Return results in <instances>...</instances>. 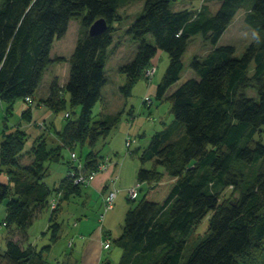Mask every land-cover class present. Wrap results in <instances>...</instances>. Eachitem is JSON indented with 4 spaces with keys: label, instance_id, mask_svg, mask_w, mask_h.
Here are the masks:
<instances>
[{
    "label": "trees",
    "instance_id": "16d2710c",
    "mask_svg": "<svg viewBox=\"0 0 264 264\" xmlns=\"http://www.w3.org/2000/svg\"><path fill=\"white\" fill-rule=\"evenodd\" d=\"M128 1L0 0V101L8 103V112L17 99L33 97L54 60V40L66 33L71 18L87 11L83 16L86 30L74 47L63 87L72 105L82 110L77 119H70L71 112H66L69 120L58 147L47 151L45 136L34 146L45 154L43 160L57 159L63 146L76 152L73 146L78 142L89 140L95 145L116 127L124 110L101 119L93 111L108 82L105 67L114 42L113 22L118 19V8ZM175 1L145 0L140 16L126 31L138 42V49L120 67L126 74L120 91L129 97L158 50L166 51L170 61L156 96L162 99L169 93L173 118L151 136L140 154L137 181L148 187L138 204L128 209L123 229L114 238L122 249L121 260L103 264H263L258 258L264 250V0H255L245 17L261 38L241 56L236 55L235 46L218 41L246 0H220L214 13L207 6L197 13L190 8L174 9ZM100 17L107 20V30L90 34V26ZM198 33L214 48L204 57L194 56L190 63L194 75L171 89L181 77L190 39ZM249 88L256 89L257 97L247 93ZM55 93L53 82L48 97L53 100L46 102L62 104V95L58 99ZM28 114L29 110L24 112ZM257 134L261 135L258 139ZM25 137L21 129H5L1 145L0 171L4 165L9 181L0 182V200L9 197L4 221L8 229L28 226L36 205L48 206L53 217L63 198L60 194L67 197L83 186L66 174L55 187L53 198L58 199V206L52 210V190L43 180L47 169L42 162L39 167L32 162L16 171ZM105 156L89 153L83 160L85 171L97 169ZM71 166L72 159L68 161ZM229 186L239 194L222 200L221 189ZM209 213L208 231L192 244L183 262L191 232ZM52 230L57 240L60 224L55 223ZM0 264L55 263L43 250L24 248L8 238L5 249L0 247Z\"/></svg>",
    "mask_w": 264,
    "mask_h": 264
},
{
    "label": "rangeland",
    "instance_id": "374dc122",
    "mask_svg": "<svg viewBox=\"0 0 264 264\" xmlns=\"http://www.w3.org/2000/svg\"><path fill=\"white\" fill-rule=\"evenodd\" d=\"M254 2L255 0L245 1L243 7L238 10L233 21L218 41L219 45L231 44L235 46L236 55L239 56L243 55L251 43L261 38L259 31L250 26L245 20L246 14ZM144 3L145 0H129L117 10L118 19L113 22L114 42L110 48L109 60L105 67L108 82L102 90L103 99L99 101L93 111V115L96 116V119H101L105 116L101 113V109L103 107L107 108L108 112H113L116 115H118L117 113L120 111L118 108L119 105H121L123 98H120L119 91L120 86L125 83L126 78V74L120 70V67L131 61L136 56L138 49V42L131 35H128L126 31L136 18L140 16ZM202 6H207L208 9L214 13L220 6V0H177L172 3V7L174 9L190 8L193 10V13H197L199 8ZM86 12L87 11L85 10L79 15L71 18L66 33L62 37H58L54 40L51 52L54 60L48 67L46 77L44 78L45 82L43 85H45L46 81L48 82L50 80L51 83L54 82L56 84L57 93L55 94L58 95V99L60 95H62L64 102L60 105L56 103H47L52 102L53 99L50 100L49 98H46L47 100L44 99V103H41L39 99L35 98V101L32 104L27 105L22 101V99H17L11 112H8V103L6 101H0V154L5 129L8 131L16 129L25 131L26 137L24 147L17 159L18 169L16 171H20L23 165L30 164L32 162L39 167L42 162L44 169H47L43 180L52 190V197L57 195L55 187H58L65 178V172L68 169V161L71 160L72 150L70 146H63L57 159L43 160L45 154L39 152L37 149V152H35L36 150L34 146L45 136L47 137L45 145L47 151L54 147H58L61 143V134L67 121L69 120V118L65 116L66 112H71L70 119H77L80 116L82 107L80 105H72L69 93L65 88L63 89V87L69 76L70 57L74 47L78 39L83 36L86 30V27L83 24V16ZM147 39L152 43L155 42L151 34L147 35ZM213 48L214 45L206 40L202 33L192 36L187 51L183 56L184 68L181 72V77L171 89L178 87L188 77L194 75V71L190 67V63L194 56L204 57ZM169 61V54L166 51L159 49L154 55L150 65L147 67V69L151 68L154 70L152 71L153 74L150 75L152 76V80H149L145 76V69L143 71L144 78L138 80L132 88L131 95L127 97V100L129 101L128 105H130V107L132 105L133 108L131 107V110H126L120 114V119L115 121L116 123L118 122L116 126L120 123L123 125L127 124L129 121H132L136 125L140 121H138L137 117L142 115V113L145 115L150 114L148 117L152 120L155 119L154 122L156 123H159V120L167 122V124L172 121L173 115L171 113V100L167 97L169 93H167L162 99H159L156 95L152 96L151 94H146V97L148 96L152 99L151 103L146 101L145 96L141 99L147 90V85L150 86L153 82L162 80L166 68L169 65ZM254 66L255 62H252L249 68L250 74L253 72ZM41 89L42 90L40 91H43V86ZM247 93L250 96L255 97L258 95L256 89L254 88L247 89ZM141 101L147 109L141 108ZM153 104L155 106H153ZM158 105H161V110L159 111L160 116L156 115L153 111L152 113H149L151 107H155L156 109ZM25 109H32V113L29 112L28 115H24ZM114 128H112V130ZM260 137V134L256 135L257 139ZM109 138L110 137L108 136L107 139L109 140ZM107 139L104 136H101L95 145H90L89 140H86L85 143L78 142L74 144L73 148L76 150L77 154H79V157L84 160L92 151L100 152L101 154L106 152V150H108ZM114 144L119 146L120 141L117 139V143L114 142ZM40 149L41 147L39 146V150ZM112 162L115 163L114 158ZM147 166L150 167L151 164H147ZM8 181L9 175L6 171V167L3 165L0 171V182ZM147 187V184L141 187L139 196L136 200H126L128 208L124 212L120 213V210H113L115 206L109 210L110 214L112 213L110 216L111 223L116 231L120 232V229L122 231L127 210L131 206L135 207L138 204ZM238 194V191L233 189L232 186H229L221 189L220 198L224 200L233 198ZM118 200L119 199H117V202ZM8 201L9 197L0 200V242L2 246H4L2 241H4L9 230L8 226L4 224V221L7 220ZM85 201L84 197L78 198L75 195H70L68 199H64L62 201V208H57L58 210L54 213L53 217L51 216V210L48 206L41 209L39 215L34 217L26 228L30 239L29 244L34 242V244L39 247L46 245V249L48 250L46 258L55 264L58 262H61L60 264H72L75 261L80 260L82 258V253H80V238L75 237L77 246L73 249L68 248V240L71 236H75L74 229L77 228L75 226V221L78 220V217L82 216L81 214L86 213L87 215H90V217L91 214L96 216L97 207L92 206L95 205L94 200H91V202L88 203ZM40 207L41 206L39 205L34 206V216L40 210ZM211 214L212 213H209V215L197 224L191 232L188 240L190 245L187 244L183 252V262L187 260L190 251L193 248L192 244L203 237L208 231ZM55 223L60 224V236L57 240H53L52 226ZM105 255H107V260H110L112 263H119L121 260L122 249L114 242V235L111 241V248L109 247V249H107Z\"/></svg>",
    "mask_w": 264,
    "mask_h": 264
},
{
    "label": "crops",
    "instance_id": "0c3cea01",
    "mask_svg": "<svg viewBox=\"0 0 264 264\" xmlns=\"http://www.w3.org/2000/svg\"><path fill=\"white\" fill-rule=\"evenodd\" d=\"M45 77H46V72L43 76V80L41 84L39 85V87L35 91V94L32 97L34 100L31 103H28L26 102V100L22 99V101L25 104L27 105L32 104L35 101V98L39 99L41 103H44L43 100L50 96L52 83L50 80L48 82L46 81L45 85H43L45 82L44 79ZM159 82L160 80L153 82L150 86L147 85V90L145 94H143L141 99L146 94H151L152 96L157 95V86ZM42 86H43V91H40L42 90L41 89ZM119 92H120L119 93L120 98L123 99L118 109H120V111L131 110L133 107L131 105L132 107L131 108L130 105H128L129 101L127 100V97H125V95L121 91ZM102 99H103V94H102ZM140 105L142 109L143 108L147 109V107L142 103V101L140 102ZM153 106L155 105L153 104ZM160 106L158 105L156 109L155 107H151L149 113H152L153 111L154 113H156V115L160 116V112H159L161 110ZM27 110L28 109H25V111ZM101 110H102L101 113H103L105 116L108 114H114L113 112L112 113L108 112L107 108L104 107ZM29 112L32 113V109H29ZM143 115L145 114L142 113V115L137 117L138 121L140 120L138 124L135 125L132 121L131 122L129 121V123L124 125L120 123L110 132V134L108 135L110 137L109 140L106 138L108 141L107 143L108 150H106V152H104L103 154L111 155L112 158H114L115 163L109 170L99 172L90 185H83L80 187L77 193L71 194V195H75L78 198L84 197L86 203L91 202V200H94L95 205L92 206L97 207L96 216H93L94 214H91L90 217V215L83 213L81 214L82 216L78 217V220L75 221V226L77 227L76 229H74L75 236L73 235L69 238L68 248L73 249L74 247H76L77 244L75 241V237L80 238L81 240L80 253H82V258L80 260L75 261L72 264H103L107 260L106 258L107 255H105V253L107 249H109V248H105L104 246L105 242L108 240L112 241L113 235L115 238L118 237L121 233V229L119 230L120 232H118L113 227L110 218L112 213L110 214V211L105 213V217L102 220L100 218V215L103 212V207H104V196L107 193L108 189L113 186L111 179H113L116 175L119 176V179L116 183V186L118 188V194L116 198V205L113 210L117 209L118 211L120 210V213H122L128 208L126 200L128 201L130 200L128 198V188L129 186L137 182V173L140 167V159H139L140 154L142 153L144 148L149 144L151 136L157 130L162 129L167 124V122L161 120H159V123H156L154 122L155 119L152 120L147 115L145 116ZM129 136L135 139V141L132 143L130 147V152L128 151L126 145V140ZM117 139L120 141L119 146H116L114 144V142L117 143ZM66 172H65V176H66ZM146 184L147 183L144 182L141 184V186H145ZM60 195H62L63 198L60 201L58 209L62 208V201L64 199H68V197L70 196L69 195L65 197L63 192ZM52 198L53 197L51 196L49 198V201H51ZM117 199H119L118 202ZM40 211L41 209L37 212V214L34 217H37ZM78 213H82V212H78ZM26 228L27 226L24 228L16 227V226L10 228L6 234L4 241H2V243H4V246H2L0 242V247L5 249L6 240L8 238H11L14 241L18 242L24 248L28 246H33L38 251L43 250V254L46 257L48 252V250L46 249V245L39 247L35 245L34 242H31L29 244L30 239ZM258 260L262 261L264 264V250L261 252V257L258 258ZM60 263L61 262H58V264Z\"/></svg>",
    "mask_w": 264,
    "mask_h": 264
},
{
    "label": "built area",
    "instance_id": "2783aa9c",
    "mask_svg": "<svg viewBox=\"0 0 264 264\" xmlns=\"http://www.w3.org/2000/svg\"><path fill=\"white\" fill-rule=\"evenodd\" d=\"M146 70L144 73L145 76L149 80H152V76L150 75L153 74L152 71L154 70H152L151 68L150 69L146 68ZM145 99L148 103H151L152 101V99L148 96L147 97L145 96ZM26 101L31 102L32 98L27 97ZM66 115H68V113H66ZM134 141L135 139H133L130 136L127 138L126 145L128 151H129V147ZM71 159L73 160V166L67 169L66 174L73 181L74 184H82V185H90L99 172L109 170L114 164L112 162L113 158L110 155H106L104 159L99 163L97 169L93 171H85V162L78 156L76 152L71 153ZM118 179H119L118 175H116L113 179H111L113 186L108 189L107 193L104 196V207H103L104 211L100 215L101 220L105 217V213L116 205V198L118 194V188L116 186V183ZM141 187H142L141 183L138 181L135 184L129 186L128 198L133 200L137 199ZM57 205H58V199L53 198L50 202V208L53 210L57 208ZM104 246L105 248H109L111 246V241L109 240L106 241Z\"/></svg>",
    "mask_w": 264,
    "mask_h": 264
},
{
    "label": "water",
    "instance_id": "95a60500",
    "mask_svg": "<svg viewBox=\"0 0 264 264\" xmlns=\"http://www.w3.org/2000/svg\"><path fill=\"white\" fill-rule=\"evenodd\" d=\"M108 22L104 17L96 19L89 28V33L92 35L100 34L107 30ZM109 264V262L107 263Z\"/></svg>",
    "mask_w": 264,
    "mask_h": 264
}]
</instances>
